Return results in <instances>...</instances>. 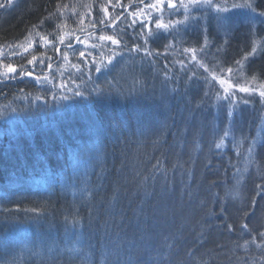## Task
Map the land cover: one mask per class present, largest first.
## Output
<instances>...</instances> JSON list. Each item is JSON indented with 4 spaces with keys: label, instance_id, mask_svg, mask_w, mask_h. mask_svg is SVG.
I'll return each mask as SVG.
<instances>
[{
    "label": "trees",
    "instance_id": "1",
    "mask_svg": "<svg viewBox=\"0 0 264 264\" xmlns=\"http://www.w3.org/2000/svg\"><path fill=\"white\" fill-rule=\"evenodd\" d=\"M130 1H115L107 15L106 0H13L0 8L1 54L22 53L15 64L24 73L0 81V264H264V138L258 143L256 131L263 102L244 112L250 127L231 132L240 134L234 150L225 138L227 111L214 101L218 89L208 76H198L202 90L169 78L161 63L156 71L142 66L134 81V69L122 73L124 63L100 72L92 63L88 74L81 60L85 73L70 74L84 99L71 90L69 68L64 81L50 85L29 78L36 54L22 48L47 36L53 45L46 54L55 60L65 25L79 30L72 14L79 9L88 14L80 32L100 51L101 35L120 40L106 59L137 52L158 60L164 52L187 60L176 43L145 44L139 15L118 5ZM209 20L207 34L219 48L212 68L222 73L246 61L240 56L251 45L250 26L233 17L219 29ZM133 45L141 50L130 51ZM102 56L94 57L103 63ZM243 67L264 80V52ZM221 140L227 145L217 148ZM37 225L46 227L38 236ZM43 233L55 239L46 248Z\"/></svg>",
    "mask_w": 264,
    "mask_h": 264
},
{
    "label": "rangeland",
    "instance_id": "2",
    "mask_svg": "<svg viewBox=\"0 0 264 264\" xmlns=\"http://www.w3.org/2000/svg\"><path fill=\"white\" fill-rule=\"evenodd\" d=\"M106 1L107 2L104 3L103 7H107L109 13L112 11V7H115L112 5V3L115 1L120 2V0ZM156 2L157 0H132L128 3H125L124 5H118L121 8L124 6L123 8H126L127 11H130L131 16H133V13L135 11L137 12L138 9H144L143 13L138 14L139 16L136 17L138 18V24H141V29L144 31L141 34V37L143 41H145L146 38L148 39L149 48L151 47L150 43L154 41H156L154 42L156 43L154 48L162 47V49L167 45L173 47L176 43L177 47L180 46L185 50H189L186 51L188 53H186L188 55L187 60H177L170 58L169 53H167L165 56L164 52L161 54L159 50L157 52H160L159 54H161V57L163 56L164 58L162 57V59L160 58L158 60H156L155 56L153 55H151V60H148V58L145 59V57L139 58L137 52L124 54L115 53L109 59H106L104 53H108L107 49H113L115 46H120V44L113 45L110 41L108 42L102 40L104 42L103 45L106 48L102 47V51H100V49L95 47L93 41L88 37L89 32H80V30H84L86 28L87 24L85 25L84 17H86L88 14L86 13V9H79L72 12L73 18L79 20L77 23V28L79 30H75V32L74 30H71L70 24L65 25V31L59 34L60 38H63L64 43H60V45L56 48L59 49V51H57V58L55 60H52V58L48 57L46 54V52L48 53L53 45L52 38L47 36L42 38L36 36L35 39L30 40L28 45H25L26 47L22 48V52H25L26 54H36V59L32 63H29L30 67H33L34 69L36 68V70H34L35 72L33 73L36 76L31 74L29 75V78H31V81L33 80V82L39 85H45L46 83L50 85L52 81H64L62 78H64L69 73L68 75H70V85L72 86L71 90L72 92L77 91L79 81H77V84L70 72H74L77 75V78L82 76L81 73L85 71L82 69L84 68V65L79 67L77 64L81 60H85L86 63L89 62V66H87L88 64L85 65V69L88 74L92 71L91 69L94 65H96V68L99 67L100 69L113 67L118 70L121 64L124 63L121 66L122 73L124 75H129L131 69H134V81L139 80V76L141 77L146 71V69H143L142 66H147L151 71H156V64L161 63L164 64V68H167V71L170 72L169 78L172 79L175 77L181 80L184 84L186 83L185 85L187 86L196 85L198 87V85H201L200 89L202 90L204 89V86L202 87V84L199 83L204 80L202 78L200 79L199 77L201 75L204 77L208 76L215 80L217 85L215 88L222 91V93H220V91L215 90V93H217L218 96H214V101H216V104L222 103L224 105V109L227 111L226 119L223 122L226 121L228 123L229 130L227 131L228 135H226L225 138L229 140V143L235 150L236 146H239L241 143V140H239V143H237V138H239L238 136L240 134L234 133L231 135V132H238L239 130L244 131L247 127L251 126V119H243V115L245 111H248L247 109L249 105L253 103L252 101L256 102V99L257 101L259 99L264 103V97L260 95V92L264 91V80H261L256 74H251V77H248L246 75L247 73H243V64L250 63L254 57H258L259 53L261 54V52H264V16L254 14L244 5L246 3H252L256 8L257 13H259L264 12V1L212 0L213 5H218L221 9H223V11L217 12L215 7H208L207 5L202 7L200 5L193 6L190 3V0H183V3L188 6L187 10L185 7L181 6V0H172L176 7L168 8L167 0H165L163 14H161V12L157 9H149L146 7L147 5L155 4ZM186 15L187 19L185 18ZM233 17H235L236 22L238 21L243 23L247 27L250 26L248 31L251 39V45L241 56L238 55L240 56V59L245 58L246 61H243V63L240 65H237L239 64L237 62H233L231 63V66L225 71L222 73H217V71L212 68L210 61L213 59V56H216L219 51L217 49L219 48L214 46V48L212 47L211 37L207 34L209 30L207 23L209 18H211L212 20H209V23L214 21L215 25L218 26L219 29H222V25L230 27V24L228 25V23L229 21L231 22ZM158 19L160 23L166 25V27L158 28L156 26ZM113 25H116V23ZM142 25L144 27H142ZM111 34L113 35L114 33L111 32ZM45 37L46 39H44ZM113 37L116 39L118 38L115 36ZM188 37L189 39L186 44ZM193 43L197 46H194ZM69 44H71V47L68 46ZM182 44H186V46H182ZM25 49H27V51H25ZM253 49H255V51H253ZM1 50L3 49L1 48ZM1 50L0 81L1 79L9 80L10 77L14 79L18 78L16 76H20V71L18 70L19 68L16 67L15 62H19L23 57V54L16 53L15 51L13 52L12 48L4 49L5 53L3 54H1L3 52ZM37 50H40L38 54L35 53ZM191 50H195V58H193V51ZM80 52H83L84 55L80 56ZM89 53L90 55H88ZM97 53L101 54V56L103 55L102 58L105 62L101 63L99 59L94 57L97 55ZM65 55L67 56V59H65ZM179 55L181 54L179 53ZM31 60H33V58ZM109 60H111V63H109ZM60 61H62L63 64L58 65ZM25 62H27V60H25ZM92 63H94V65ZM9 65L15 68V73L8 72ZM68 68L69 70H66ZM76 68H78V70ZM229 69H231V71H228ZM65 70L68 73H64ZM203 73H206V75ZM207 73L210 74L207 75ZM23 75L24 73H21L22 77ZM94 75L95 77L98 76L97 72ZM130 75L132 76V74ZM37 78H39V81ZM167 84L169 85V83ZM73 86L75 88H73ZM59 88L64 90V84H61ZM241 88H247L248 91H240ZM78 91H80V89ZM207 92L209 91L207 90ZM245 100H247L248 103H244ZM262 110L263 112L261 111L258 115V125L256 127V131L258 132L257 138H259V141H257L258 143H262L261 140L264 138V107ZM214 116L216 118L215 120L221 121V119H219V115ZM244 121H246L245 125L243 124ZM225 123L221 128H224ZM237 123L239 126H237ZM222 145L225 147L227 144L223 143ZM252 145L254 146V142Z\"/></svg>",
    "mask_w": 264,
    "mask_h": 264
},
{
    "label": "snow or ice",
    "instance_id": "3",
    "mask_svg": "<svg viewBox=\"0 0 264 264\" xmlns=\"http://www.w3.org/2000/svg\"><path fill=\"white\" fill-rule=\"evenodd\" d=\"M190 3H191L193 6L200 5V6L202 7V6H204V5H207L208 7H215L217 12H219V11H223V9H221L218 5H213V4H212V0H190ZM12 4H13V0H4V2L0 3V8L8 7V6H11ZM164 6H165V0H157V2H156L155 4H149V5H147L146 7L149 8V9H157L158 11L161 12V14H163ZM175 6H176V5L172 2V0H167V7H168V8H174ZM181 6L185 7V9L187 10V7H188V6L185 5V4L183 3V0H181ZM244 6L247 7V8H249L254 14H257V15H259V16H264V12H259V13H257L256 8L253 6L252 3H246ZM234 7H235V5H234ZM102 10L105 12V15H107V12H108L107 7H103ZM143 11H144L143 8L138 9L136 13H133V15L141 14V13H143ZM49 18H50V17H49ZM185 18L187 19V15H186ZM99 23L103 24L104 21H103V20H100ZM133 23H135V21H133ZM41 24H43V21H41ZM156 26H157L158 28H164V27H166V25H163V24L160 23L159 19H158L157 22H156ZM33 27H37V25H33ZM142 27H144V26L142 25ZM44 39H46V37H45ZM99 39H100V40L110 41L113 45H119V44H120V40L114 38V37L111 36V35H109V36L101 35V36L99 37ZM144 42H145V44H147V43H148V39L146 38ZM49 43H51V42H49ZM60 43H64L63 38H60ZM68 46L71 47V44H69ZM55 50H56V51H59V49H55ZM140 50H141V49H140V46H139V45H133V48L130 49V51H140ZM25 51H27V49H25ZM185 51H189V50L186 49ZM191 51H193V58H195V55H194L195 50H191ZM253 51H255V49H253ZM79 55H80V56H83L84 53H83V52H80ZM35 59H36V57L33 56V60H30L29 63H32ZM65 59H67V56H66V55H65ZM109 63H111V60H109ZM49 67H50V66H49ZM95 70H96L97 72H99L101 69H100L99 67H97ZM15 71H16L15 68H13L11 65L8 66V72H9V73H15ZM228 71H231V69H229ZM28 75H31V73H28ZM10 78H11V77H10ZM45 79H46V78H45ZM37 80L39 81V78H37ZM94 91H95V90H94ZM240 91L247 92L248 89H247V88H241ZM260 95H261L262 97H264V91H261V92H260ZM75 96L80 97L81 99H84V98H85L84 93L81 92V91H76V92H75ZM225 98H226V97H225ZM62 99L67 100V99H69V98H68L67 96H64V97H62ZM244 103H248V101L245 100ZM13 111H15V109H13ZM230 115H231V113H230ZM226 135H228L227 132H225V136H226ZM222 143H223V140H221V142L218 143V144L216 145V147H217V148H220V147L222 146ZM249 151H251V148H249ZM242 227L245 228V229H247V228H248V225H247V224H244V225H242ZM229 228H230V230H231V226H229ZM259 235H260L261 237H264V232L259 233Z\"/></svg>",
    "mask_w": 264,
    "mask_h": 264
},
{
    "label": "bare ground",
    "instance_id": "4",
    "mask_svg": "<svg viewBox=\"0 0 264 264\" xmlns=\"http://www.w3.org/2000/svg\"><path fill=\"white\" fill-rule=\"evenodd\" d=\"M46 228V227H45ZM45 228L44 227H39V225H37V229H36V231H34V229H33V231L35 232V234L38 236L39 234H40V231H41V229H44L45 230ZM40 231H39V230ZM52 233V232H51ZM53 234V233H52ZM53 236H54V234H53ZM51 237H48V235H47V233H43V236L42 237H40V240H41V242L42 243H44L45 244V248H46V246H48L49 247V244H51L52 242H54V240L55 239H50ZM48 249V248H47ZM41 255H43V254H41Z\"/></svg>",
    "mask_w": 264,
    "mask_h": 264
},
{
    "label": "water",
    "instance_id": "5",
    "mask_svg": "<svg viewBox=\"0 0 264 264\" xmlns=\"http://www.w3.org/2000/svg\"><path fill=\"white\" fill-rule=\"evenodd\" d=\"M175 4V3H174ZM176 7V6H175Z\"/></svg>",
    "mask_w": 264,
    "mask_h": 264
}]
</instances>
